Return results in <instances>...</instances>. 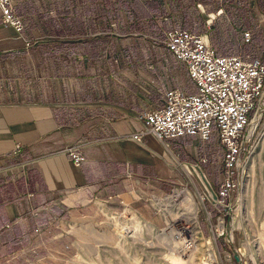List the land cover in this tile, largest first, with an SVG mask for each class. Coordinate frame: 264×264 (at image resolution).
<instances>
[{
	"label": "crops",
	"instance_id": "obj_1",
	"mask_svg": "<svg viewBox=\"0 0 264 264\" xmlns=\"http://www.w3.org/2000/svg\"><path fill=\"white\" fill-rule=\"evenodd\" d=\"M80 5L73 2L74 23L86 20ZM17 35L0 21V42L7 43L0 57H29L24 66L0 63V264H62L68 254L63 248L85 245L83 232L89 238L101 230L112 236L97 201L151 217L145 200L176 178L184 141L194 149L203 144L183 137L166 148L151 133L141 142L128 137L142 127L136 114L157 104L147 93L129 81H95L96 58L83 53L81 60L79 48L25 50ZM105 51L101 47L98 54ZM17 144L21 151L12 162ZM70 144L82 146L85 160L78 166L63 150Z\"/></svg>",
	"mask_w": 264,
	"mask_h": 264
},
{
	"label": "rangeland",
	"instance_id": "obj_2",
	"mask_svg": "<svg viewBox=\"0 0 264 264\" xmlns=\"http://www.w3.org/2000/svg\"><path fill=\"white\" fill-rule=\"evenodd\" d=\"M67 1L40 0L41 6H38L35 0L18 1L17 12L23 15L26 24L25 37L34 42L26 47L24 39L17 35L22 39V47L26 50L33 45H44L45 48L60 47L62 49V46L67 45V41L75 37L78 41H101V47L106 49V54L91 55V58H96L94 61L97 63V69L92 72L91 77L96 78L95 81L112 79L118 84L129 81L147 93V97L153 103L160 102V96L165 87L173 85L191 89L190 86H192V80L183 63L176 61L165 47L163 31L166 27L180 25L206 33L209 40L222 53L249 51L258 55L264 54V0H233L240 6L237 8L243 9V12L239 13L243 21L240 26L235 25L240 28L236 31L234 39L232 37L234 31L229 30L230 23L223 21L226 20L224 18L227 10L226 0H193L194 2L178 0V4L172 0H163L164 5L161 1L163 9L160 10V14L147 10V15L143 17L147 18L149 13H152V25L149 26L144 19L141 27L133 28L129 27L128 19L123 16L122 0H77L81 4L78 6L79 12L82 13L80 15H84L86 20L97 19L96 23L89 24L88 21L82 20L81 25L77 22L72 24V18L69 19L66 16L64 19L55 17V20L59 22L54 23L55 27H51L46 21V12L58 14L62 10L66 11L64 9H68ZM100 1L104 3L102 5L105 8L110 6V11H113L112 16L104 17L97 6L94 7ZM197 2L204 3L203 10L196 6ZM220 7L223 8V12L212 17L210 13L217 11ZM86 8L90 9L89 12ZM163 15H170L172 18L162 20ZM64 20L67 24L63 22ZM220 20L222 22H219ZM1 24L3 27H10L5 26L2 21ZM64 24L68 25L71 31L66 26L64 27L66 30L61 31L60 28ZM218 26L227 27V29L225 28L221 34L222 31H218ZM247 30L251 32L250 41L242 38L243 32ZM259 32L261 37H256ZM229 39H233L234 44ZM5 40H1L0 48L7 47ZM85 56L81 51L78 57L84 60ZM19 57L17 61L13 56L10 58L2 56L0 63L17 65V62H20L21 66H24L23 64L29 61L27 55H19ZM101 57L106 59L101 61ZM65 62L67 63L68 60ZM263 122L264 111L254 131L255 138L253 136L247 143L240 187L234 194L233 208L226 216V235L217 237L213 234L210 223H213L219 211L213 208L205 198L202 199L199 183L196 182L194 185L182 172L180 162L178 163V161L195 162L199 156L207 153L208 161L204 163L203 169L208 173L212 186L216 188L222 175V147L215 142L216 148L210 150L215 143L200 141L203 144L202 147L195 143L197 148L194 149L193 144L184 141L185 151L179 150L180 155H177V162H175L176 178L168 183V188L164 192L161 191L160 194L155 195L161 198L163 203H165L164 200L168 201V205L163 208L156 207L154 197L148 200L151 195L147 196L145 203L149 205L152 215L144 218L127 205L119 210H112L105 202L97 201L103 215V225L114 229L110 234L112 236L106 237V231L101 230L94 234L96 238H89L90 233L83 232L87 239L84 242L85 245L71 250L63 248L68 254L65 255L62 264H174L168 258L175 250H181L175 235L182 233L183 227L180 225L183 222L187 224L188 234L194 239V246H198V249L195 251L192 263L186 261L181 264H264ZM169 142L172 144L171 140ZM184 143L180 141V145ZM188 145H191L192 151L189 150ZM20 151L21 146L17 144L10 155L12 162L18 161L13 156ZM20 165L25 163L21 162ZM185 188L193 193V207L190 209L179 201L182 197L178 201L170 200L174 191ZM194 211L197 215V226L192 218L191 212ZM209 211L212 216L210 218ZM227 225L230 226L228 230ZM189 236L184 237L189 238ZM183 258L186 260L187 256ZM253 258L255 260H252Z\"/></svg>",
	"mask_w": 264,
	"mask_h": 264
},
{
	"label": "built area",
	"instance_id": "obj_3",
	"mask_svg": "<svg viewBox=\"0 0 264 264\" xmlns=\"http://www.w3.org/2000/svg\"><path fill=\"white\" fill-rule=\"evenodd\" d=\"M18 1L0 0L1 21L12 27L29 47L34 42L25 37L26 24L23 15L17 12ZM196 6L204 9L202 2H197ZM222 12L220 7L210 15L214 17ZM171 18L162 16V20ZM242 38L250 41L251 32L244 31ZM163 42L171 56L185 66L192 80L191 89L165 87L159 103L136 114L142 127L128 137L141 142L146 133H151L166 148L170 140L183 137L216 142L222 147V175L216 188L203 169L208 161L207 153L195 162L178 161L186 177L194 185L199 183L202 199L218 209L219 214L210 228L221 237L226 235V216L233 208V197L240 187L247 143L255 135L264 111V54L222 53L206 33L180 25L166 27ZM216 143L210 150L216 148ZM63 150L76 166L85 160L80 144L67 145ZM208 215L212 217L210 211ZM181 226V234L189 236L187 224L183 222Z\"/></svg>",
	"mask_w": 264,
	"mask_h": 264
},
{
	"label": "trees",
	"instance_id": "obj_4",
	"mask_svg": "<svg viewBox=\"0 0 264 264\" xmlns=\"http://www.w3.org/2000/svg\"><path fill=\"white\" fill-rule=\"evenodd\" d=\"M161 1H162V4L164 5V2L163 0H122V3H121V6H122V9H123V16L128 19V22L127 23H130L129 27L130 28H133V27H141V25H143V17H145L147 14H146V11L147 10H150L154 13H158L160 14L159 12H161L160 10L163 9V6H161ZM173 2H177L178 0H172ZM190 1V0H189ZM193 1V0H191ZM73 2L74 0L70 1L68 0L67 3H68V9H64L66 11H63L61 13L58 12V14H50L48 12H46V21L50 24V26L52 27L54 25V23H58L59 21L58 20H55V17H57L58 19L62 18L64 19L66 16L69 17V19H71V17H73V15L76 13L78 14V12H74V7H73ZM194 2V1H193ZM192 2V3H193ZM104 3H102V1L100 2H97L95 6H97V8L99 9L98 11L99 12H102V16H107V17H110L112 16V13L113 11H110V6H106V8L104 7V5H102ZM178 4V2H177ZM225 4H226V7H227V10H226V13H225V19L226 20H223V21H227L228 23H230L231 25V28L234 32H233V39L235 38L234 35H236V31L240 28V27H236L235 25H241V22L243 21V19L241 18V16H239V13H242L243 12V9H239L237 7H240L238 5H236L234 3L233 0H226L225 1ZM176 6V5H174ZM86 10L89 12V10L86 8ZM102 10V11H101ZM85 12V10H84ZM148 12V11H147ZM153 13V14H154ZM79 14H82L81 12H79ZM86 14V12H85ZM150 14V13H149ZM152 15V13H151ZM149 15L147 18H146V23L150 26L153 24L152 22V16ZM97 18V16L95 17ZM68 20V19H67ZM96 20L97 19H94L92 20L90 23L92 24H95L96 23ZM64 23L67 24L66 20L63 21ZM70 22V21H68ZM219 22H222L221 20ZM71 23L73 24V21L71 19ZM79 25L82 24L81 21H78L77 22ZM216 23V22H215ZM66 25L64 24L62 26V28H60L61 31H63L64 29L66 30V28H64ZM68 26V25H67ZM66 26V27H67ZM229 26V24H228ZM55 27V26H53ZM58 28V26H57ZM75 28V27H74ZM227 29V27H220L218 26V31H222L221 34L224 32L223 30L224 29ZM67 29L69 30V28L67 27ZM71 31V29L69 30ZM74 31V30H73ZM231 31V30H230ZM256 37H261V32H259ZM233 39H229L230 42H233L234 44V41ZM232 44V43H231ZM101 41H98V40H93V41H90V40H86V41H78L75 39H71L69 41H67V47L71 48V50L73 48H79L80 51H82L83 53L85 54H90L92 56H96L98 53H99V49L101 48Z\"/></svg>",
	"mask_w": 264,
	"mask_h": 264
},
{
	"label": "bare ground",
	"instance_id": "obj_5",
	"mask_svg": "<svg viewBox=\"0 0 264 264\" xmlns=\"http://www.w3.org/2000/svg\"><path fill=\"white\" fill-rule=\"evenodd\" d=\"M255 119H254L253 122H255ZM253 122H252V124H253ZM252 124H251V126L253 127ZM175 162H177V160H175ZM179 165L181 166L180 163H179ZM192 196H193V193H191L190 189L185 188L184 190H176V191H174V193L171 196L172 198H170V200L171 201L172 200L173 201H178L182 197V200H179V201L181 203L186 204L187 208L190 209L191 207H193ZM153 197H154L153 200H155L154 204L156 205V207L163 208L164 206L168 205V201L164 200L165 203H163L161 198H157L156 196H153ZM196 208H198V207H196ZM191 213L193 214L192 218L194 219V222L196 223V226H197L196 211L191 212ZM162 235H163V233H162ZM175 237L174 238L177 240V243L179 245V249H181V250H177V251L175 250V252L171 253V255L169 256L168 259L174 264H181V263H184L186 261H190L192 263L193 259L195 257V251H196V249H198L197 248L198 246L197 247L194 246V243H195L194 239L192 237H190V236H189V238H186L182 234H176ZM191 248H193V249H191ZM186 250L188 252L190 250L189 254H188V252H186ZM212 251H213V249H212ZM183 256H187V259L185 260L183 258ZM252 260H255V259L253 258Z\"/></svg>",
	"mask_w": 264,
	"mask_h": 264
},
{
	"label": "water",
	"instance_id": "obj_6",
	"mask_svg": "<svg viewBox=\"0 0 264 264\" xmlns=\"http://www.w3.org/2000/svg\"><path fill=\"white\" fill-rule=\"evenodd\" d=\"M230 226L229 225H227V230H228V228H229Z\"/></svg>",
	"mask_w": 264,
	"mask_h": 264
}]
</instances>
